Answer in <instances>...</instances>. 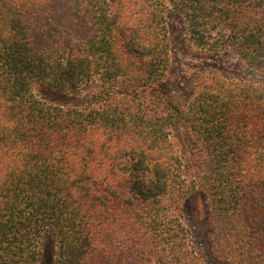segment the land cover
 Segmentation results:
<instances>
[{
	"label": "trees",
	"instance_id": "obj_1",
	"mask_svg": "<svg viewBox=\"0 0 264 264\" xmlns=\"http://www.w3.org/2000/svg\"><path fill=\"white\" fill-rule=\"evenodd\" d=\"M176 19L237 75H173ZM194 196L218 262L264 264V0H0V264L48 233L51 264H208Z\"/></svg>",
	"mask_w": 264,
	"mask_h": 264
},
{
	"label": "rangeland",
	"instance_id": "obj_2",
	"mask_svg": "<svg viewBox=\"0 0 264 264\" xmlns=\"http://www.w3.org/2000/svg\"><path fill=\"white\" fill-rule=\"evenodd\" d=\"M186 25L183 20L174 21L169 26L171 32V65L170 72L175 76L181 75L187 79L195 73L204 72L209 66L223 69L224 75H237L240 62L234 53L229 51L219 52L214 55L205 56L201 50L193 46L187 40L185 34ZM231 68L233 71H229ZM230 73V74H229ZM185 134V133H184ZM180 143L185 148L180 147V154L184 155V161H191L193 154L198 151L194 142L188 135H183ZM184 223L190 233L196 249L201 253L208 264H221L211 250V243L206 236L207 225V207L205 199L200 196H194L187 202L184 214ZM55 239L51 234H46L39 243L38 264H51V257Z\"/></svg>",
	"mask_w": 264,
	"mask_h": 264
}]
</instances>
